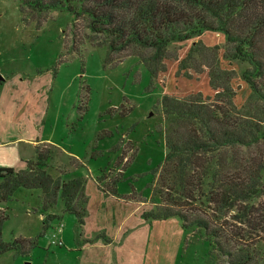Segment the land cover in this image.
Masks as SVG:
<instances>
[{"label":"rangeland","instance_id":"obj_1","mask_svg":"<svg viewBox=\"0 0 264 264\" xmlns=\"http://www.w3.org/2000/svg\"><path fill=\"white\" fill-rule=\"evenodd\" d=\"M31 13L38 23L23 20L19 0H0V166L36 165L38 146L53 176L84 178L86 213L79 220L59 201L40 213V190L17 188L4 204L1 238L25 242L1 253L0 264H213L202 230L184 228L178 217H146L159 203L152 188L166 153L160 101L212 95L216 51L219 67L234 70V101L243 105L249 64L222 60L228 44L204 31L168 44L169 58L152 76L126 52L110 66L98 46L103 37L89 32L85 17ZM259 247L264 253V242Z\"/></svg>","mask_w":264,"mask_h":264},{"label":"trees","instance_id":"obj_2","mask_svg":"<svg viewBox=\"0 0 264 264\" xmlns=\"http://www.w3.org/2000/svg\"><path fill=\"white\" fill-rule=\"evenodd\" d=\"M29 8L66 10L74 20L85 17L89 32L103 37L98 46L106 48L110 66L126 52L154 76L169 58L168 44L204 31L221 34L228 44L222 60L249 64L241 74L250 89L243 105L234 101V70L219 67L216 51L218 68L209 63L208 69L212 95L161 98L166 153L152 188L159 203L146 217H178L184 228L202 230L213 264H264L259 247L264 242V148L256 149L264 143V0H19L23 20L38 23ZM199 46L203 56L205 46ZM35 153L34 166L31 161L20 170L0 166V254L25 242L1 238L4 204L19 187L40 190V213L57 201L79 220L86 213L84 178L53 176L38 146Z\"/></svg>","mask_w":264,"mask_h":264}]
</instances>
